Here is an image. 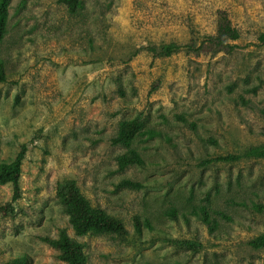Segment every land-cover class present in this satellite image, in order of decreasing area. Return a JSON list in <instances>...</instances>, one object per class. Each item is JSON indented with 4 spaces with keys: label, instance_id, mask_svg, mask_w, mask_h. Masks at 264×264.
I'll use <instances>...</instances> for the list:
<instances>
[{
    "label": "rangeland",
    "instance_id": "obj_1",
    "mask_svg": "<svg viewBox=\"0 0 264 264\" xmlns=\"http://www.w3.org/2000/svg\"><path fill=\"white\" fill-rule=\"evenodd\" d=\"M220 11L241 32L234 52L158 54L215 35ZM263 32L264 0H80L74 13L61 0H11L0 164L27 152L14 212L4 209L12 184L0 185V264L17 254L67 264L42 240L62 229L88 264H264L253 246L264 236V158L246 156L264 145ZM136 116L159 135L132 144L145 166L120 170L127 149L112 140ZM227 156L239 159L218 161ZM67 180L128 235L78 236L57 195Z\"/></svg>",
    "mask_w": 264,
    "mask_h": 264
},
{
    "label": "trees",
    "instance_id": "obj_2",
    "mask_svg": "<svg viewBox=\"0 0 264 264\" xmlns=\"http://www.w3.org/2000/svg\"><path fill=\"white\" fill-rule=\"evenodd\" d=\"M70 7L72 13L80 6V0H61ZM11 0H0V41L7 33V21L9 17V8ZM241 32L236 28L229 15L225 11H220L218 16V27L215 35H207L203 37L199 43L192 42L185 46L171 43L163 46L158 54L164 57H170L181 49H185L190 54L196 56L207 55L215 57L219 53L230 54L234 52L236 45L234 44L241 38ZM260 46H264V32L258 37ZM153 51L156 48L152 49ZM7 75L3 67L0 68V84L6 82ZM1 100V97H0ZM183 120V117H180ZM194 127V125H193ZM144 120L141 116H136L132 119L121 122L118 134L113 138L114 145L122 146L127 151L117 156V164L120 170H125L130 166H145V160L141 154L132 148V144L138 136H147L153 138L158 136L156 130H143ZM211 142H214L211 140ZM27 146L23 145L21 151L16 158L9 162H2L0 164V185L12 184L13 198L4 209H10L14 212L13 203L21 197L20 179L22 175V166L25 160ZM247 157L264 158V145L254 146L247 150ZM239 159L237 156L221 157L218 161H235ZM120 186L130 189L139 190L143 185L138 182L125 180L121 182ZM57 195L61 202L64 212L69 216L70 224L78 236H86L89 234L96 235H115L118 237H125L128 231L124 223L116 217L109 214L105 209L95 207L92 203L81 193L74 180L63 181L58 185ZM206 202H210L209 197ZM175 217V212H172ZM201 216L204 223L211 226L213 230L215 226L211 221L210 212L207 206L202 207ZM136 228L141 231V221L136 218ZM42 240L49 246L57 250L58 259L67 264H88V256L85 252V244L71 237L66 229H62L58 237L50 236L42 237ZM187 246L196 249V245L187 243ZM253 246L257 249L264 247V236H261L253 242ZM4 264H29L26 254H17L10 256Z\"/></svg>",
    "mask_w": 264,
    "mask_h": 264
}]
</instances>
